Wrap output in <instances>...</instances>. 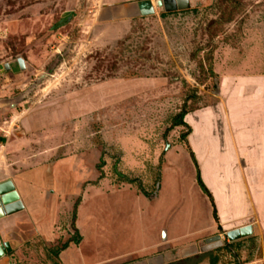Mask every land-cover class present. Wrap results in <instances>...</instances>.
Returning <instances> with one entry per match:
<instances>
[{
  "label": "rangeland",
  "instance_id": "obj_1",
  "mask_svg": "<svg viewBox=\"0 0 264 264\" xmlns=\"http://www.w3.org/2000/svg\"><path fill=\"white\" fill-rule=\"evenodd\" d=\"M156 1L0 0V173L48 161L65 175L71 163L61 160L73 156L81 175L62 226L68 233L46 244L26 228L12 264H62L52 250L75 237L89 188L87 263L264 264V243L230 242L219 227L191 145L204 117L214 133L225 124L239 82L264 77V0H162L163 11ZM131 3L142 16H126ZM90 94V112L68 119L71 105ZM182 111L188 126H173ZM25 113L50 122L64 115L60 129L29 135L21 132ZM205 176L218 181L211 170ZM165 226L177 240L164 239ZM215 236L223 246L203 253ZM153 242L158 248L145 254L109 260Z\"/></svg>",
  "mask_w": 264,
  "mask_h": 264
},
{
  "label": "crops",
  "instance_id": "obj_2",
  "mask_svg": "<svg viewBox=\"0 0 264 264\" xmlns=\"http://www.w3.org/2000/svg\"><path fill=\"white\" fill-rule=\"evenodd\" d=\"M237 85L236 91L230 95L227 110L224 109L223 112L225 124H218L214 133L211 131L210 117H204L200 122L203 130L199 136L197 135L198 137L195 135L196 127L193 128L191 145L201 164L202 181L213 197L219 227L224 232H230L251 226V238L256 237L259 242L264 243V77H253L246 83L239 82ZM91 101H95V99L91 100V94L75 101L70 107L71 111L70 109L66 111L68 119L71 118L70 115L76 117L82 112H90ZM63 113L60 118L56 117L52 122L47 121L48 119L38 121V117L33 118L32 115L25 113L21 117V132L36 135L39 130L45 134L51 128L60 129L57 124H59L58 119H62ZM42 123L50 128L42 130L40 127ZM56 143V145L62 144ZM51 145L52 143H49L47 147ZM66 160L71 165L75 161L74 157L70 156L62 159L61 163ZM27 162H31L30 159ZM206 164L210 165L209 168ZM71 165L70 171L65 175L60 170L61 165L48 167V161L18 171L7 167L6 172L0 173V183L5 181L15 183L18 199L23 205L22 209L0 220V242L8 241L12 249L15 248V243L21 240L20 235L23 236L26 228L31 230V235L40 237L46 244L57 243L65 233H68L70 227L67 226V230H62V226L69 218L75 200L79 198L81 177L78 164ZM207 170H211L218 179L216 184L205 176ZM126 190L135 194L136 200H139L140 197L131 188L124 187L120 192ZM90 197L91 188L86 192L84 201L78 208L76 224L82 240L79 244L70 243L59 254L62 264H79L80 259V264H91L84 259L83 251L85 248H90L91 243L86 246L89 242L86 240V224L84 225L82 220L84 218L82 211ZM213 227L212 223L210 228ZM87 230L90 234L91 228L88 227ZM161 230L167 233L166 239L168 237L173 241L177 240L176 232L170 233L166 226ZM142 234L141 231V236ZM154 248H158L156 242L146 247L142 246L140 249L136 246L135 250L119 253L109 260L115 257L133 258L139 253L145 254L146 251H152ZM153 261L154 258H151L148 263L141 261L134 264H153ZM161 261L164 263L163 258ZM256 263L257 261H252L248 264ZM0 264H12L10 257L3 258Z\"/></svg>",
  "mask_w": 264,
  "mask_h": 264
},
{
  "label": "water",
  "instance_id": "obj_3",
  "mask_svg": "<svg viewBox=\"0 0 264 264\" xmlns=\"http://www.w3.org/2000/svg\"><path fill=\"white\" fill-rule=\"evenodd\" d=\"M156 5L163 11L162 0H157ZM126 16L136 18L143 15V8L138 3H131L125 6ZM22 202L18 199L16 185L13 181L0 183V220L4 219L19 209H22ZM252 236V227L247 226L227 233L230 242L240 241L241 239ZM163 237L166 239V233L163 231ZM223 246L220 236H215L206 240V245L201 249L202 252L217 249ZM13 249L8 241L0 242V261L9 257Z\"/></svg>",
  "mask_w": 264,
  "mask_h": 264
},
{
  "label": "trees",
  "instance_id": "obj_4",
  "mask_svg": "<svg viewBox=\"0 0 264 264\" xmlns=\"http://www.w3.org/2000/svg\"><path fill=\"white\" fill-rule=\"evenodd\" d=\"M186 114H187V113H186L185 111H182V113L179 114L178 117H176V120H175V123H174L173 126H188V125L184 122V117L186 116ZM189 129H190V128H189ZM193 160H194V163H197L196 160L194 159V157H193ZM197 171H198V182H199L200 188L202 189V191L204 192V194L207 195V196L209 197V199H210V201H211V204H212L213 208H215V204H214L213 197H212L211 193L209 192V190H208V189L206 188V186L204 185V183H203V181H202V179H201V177H200L199 170H197ZM129 183H132V181L129 182ZM145 196H146V197H149L148 194H145ZM214 218H215V220L217 221L218 217H217L216 209H215V211H214ZM74 219H75V213H74L73 221H74ZM80 241H81V237H80L78 231H76V235H75V237L68 239L65 243H62L61 246H59V247H57L56 249L52 250V254H53L55 257H58L59 254H60L63 250H65V249L69 246L70 243L79 244ZM232 246H233V245H232ZM189 261H190L189 259H184V260H180V261H178V262L175 263V264H188ZM216 261H217V258L214 259V262H216ZM198 263H200V262H195L194 264H198Z\"/></svg>",
  "mask_w": 264,
  "mask_h": 264
},
{
  "label": "bare ground",
  "instance_id": "obj_5",
  "mask_svg": "<svg viewBox=\"0 0 264 264\" xmlns=\"http://www.w3.org/2000/svg\"><path fill=\"white\" fill-rule=\"evenodd\" d=\"M153 263H155V262H153Z\"/></svg>",
  "mask_w": 264,
  "mask_h": 264
}]
</instances>
